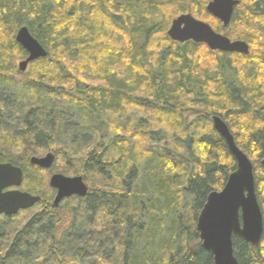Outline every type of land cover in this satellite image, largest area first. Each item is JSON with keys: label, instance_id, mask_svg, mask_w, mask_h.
I'll list each match as a JSON object with an SVG mask.
<instances>
[{"label": "trees", "instance_id": "1", "mask_svg": "<svg viewBox=\"0 0 264 264\" xmlns=\"http://www.w3.org/2000/svg\"><path fill=\"white\" fill-rule=\"evenodd\" d=\"M211 1L0 0V163L21 167L22 189L42 197L0 216V264H215L197 220L237 167L216 115L254 164L264 215V0H239L226 29ZM183 14L245 40L249 55L172 41ZM24 26L48 57L21 73ZM69 130L90 137L61 146ZM47 152L55 173L84 178L86 198L53 206L47 173L30 164ZM234 248L240 264H264V235Z\"/></svg>", "mask_w": 264, "mask_h": 264}, {"label": "water", "instance_id": "2", "mask_svg": "<svg viewBox=\"0 0 264 264\" xmlns=\"http://www.w3.org/2000/svg\"><path fill=\"white\" fill-rule=\"evenodd\" d=\"M239 4V0H212L207 5V11L227 28ZM168 36L180 44L193 41L206 45L213 52L250 53L246 42L232 41L192 14L174 19ZM16 42L28 53V57L19 64L21 73H26L32 63L48 57V51L26 26L19 29ZM213 125L226 142L237 167L222 191L209 195L197 220V231L203 249L213 255L215 264H240L235 255L234 238H240L254 248L259 247L264 235V215L257 197L253 162L237 145L222 117L214 116ZM55 161V154L48 153L43 157L33 156L30 164L41 170H51ZM23 183L24 171L21 167L0 163V216L13 217L42 202L41 196L22 191ZM49 186L56 192L53 200L55 208L72 197L86 198L90 191L82 176L53 174Z\"/></svg>", "mask_w": 264, "mask_h": 264}, {"label": "rangeland", "instance_id": "3", "mask_svg": "<svg viewBox=\"0 0 264 264\" xmlns=\"http://www.w3.org/2000/svg\"><path fill=\"white\" fill-rule=\"evenodd\" d=\"M196 18L197 19H201L200 17H197L196 16ZM215 19V18H214ZM216 21H218L217 19H215ZM19 31V30H18ZM18 33V32H17ZM17 33H16V35H17ZM7 35H10V34H8L7 33ZM121 38V37H120ZM232 38V37H231ZM233 40H235L234 38H232ZM203 48H207L205 45H204V47ZM211 51V50H210ZM256 51H257V55L258 54H260V52L262 53V54H264V50H262L261 48L260 49H258V48H256ZM258 51H260V52H258ZM202 57H203V60H205L206 62L208 61H210L214 56L213 55H210L209 53H208V51H206L205 49H203L202 51ZM24 60V58H20V57H17V59L15 60V65L17 66V68H18V66H19V64H20V62H22ZM207 64V63H206ZM248 64V62L247 63H245V62H243V60H242V62H241V65H247ZM245 69V67L243 68V70ZM29 70V69H28ZM261 75H260V77H259V79H264V72L263 73H260ZM4 95V91L2 90V89H0V100H1V98H2V96ZM2 101V100H1ZM221 117V116H220ZM76 121H74V123H75ZM86 137H90L89 135H86V134H84V133H82V135H80V134H78L75 130H69V131H66L65 133H63L62 134V132H61V134H60V136L58 137V143L61 145V146H71V145H73L74 144V142H75V145H77V144H79V143H81V144H83V142L85 141V138ZM48 153H53V152H47V153H44V154H41V155H36V156H38V157H43V156H46ZM54 166H55V164H54ZM54 166H53V168L51 169V170H44V172L45 173H47V174H44L43 176H44V179H46L47 181H48V184H49V181H50V178H51V176L53 175V174H57V173H55V169H54ZM42 176V177H43ZM42 177H40V178H42ZM51 188V187H50ZM21 190L22 191H24L22 188H21ZM24 192H26V191H24ZM63 203V202H62ZM61 206H62V204H61ZM37 210H34V212L32 211V212H28L27 214H25L24 215V219H28L30 216H32L33 215V213H35ZM14 225H15V227H17V226H21L22 225V222L21 223H17V222H14ZM85 230H89V228H86V226H85Z\"/></svg>", "mask_w": 264, "mask_h": 264}, {"label": "flooded vegetation", "instance_id": "4", "mask_svg": "<svg viewBox=\"0 0 264 264\" xmlns=\"http://www.w3.org/2000/svg\"><path fill=\"white\" fill-rule=\"evenodd\" d=\"M213 17V16H212ZM214 18V17H213ZM221 25H222V28L223 29H226V28H224V26H223V24L220 22V21H218ZM205 23H207V22H205ZM209 24V23H208ZM210 25V24H209ZM213 28V27H212ZM214 29V28H213ZM215 30V29H214ZM217 33H220V34H222V35H224V36H226V37H228V38H230L232 41H244V42H246L245 40H241V39H238V40H233L231 37H229L228 35H226L225 34V32H222V31H217V30H215ZM190 42H193V41H190ZM195 43V42H194ZM247 43V42H246ZM197 44V43H196ZM248 44V43H247ZM201 45H203V44H201ZM249 45V44H248ZM206 46V45H205ZM207 47V46H206ZM208 48V47H207Z\"/></svg>", "mask_w": 264, "mask_h": 264}]
</instances>
